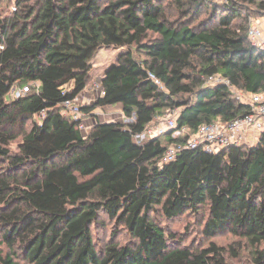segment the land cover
Listing matches in <instances>:
<instances>
[{"label":"trees","instance_id":"obj_1","mask_svg":"<svg viewBox=\"0 0 264 264\" xmlns=\"http://www.w3.org/2000/svg\"><path fill=\"white\" fill-rule=\"evenodd\" d=\"M14 9L0 13V264H21L19 254L28 264H232L243 252L264 264V132L253 146L183 149L162 163L202 125L249 114L236 91L264 95V50L248 35L264 0H17ZM110 47L128 50L104 73L101 95L79 120L65 115L63 103L87 89L92 60ZM217 77L224 82L208 83ZM118 105L132 122L99 120ZM172 112L184 136L137 143ZM201 210L205 238L237 240L195 249L154 218ZM101 214L133 241L100 252Z\"/></svg>","mask_w":264,"mask_h":264},{"label":"rangeland","instance_id":"obj_2","mask_svg":"<svg viewBox=\"0 0 264 264\" xmlns=\"http://www.w3.org/2000/svg\"><path fill=\"white\" fill-rule=\"evenodd\" d=\"M17 0H3L0 7V13L7 15L15 10V3ZM208 16L203 15L199 18V21L205 20ZM259 22L263 23L264 17H261ZM196 23L198 22L195 21ZM195 23V24H196ZM127 48H102L98 51L94 59L92 60V70L90 73V82L86 89V92L79 98L78 103L80 106L92 105L96 102L98 97L101 95V79L104 73L109 67L118 62L119 56L126 52ZM121 108H107L108 113L101 115L103 122H131L124 120V117L119 115ZM101 111V110H100ZM177 113V112H176ZM117 114V115H116ZM167 117V116H166ZM91 118V117H90ZM99 118V117H98ZM164 119H159L160 121ZM36 122H39V117L35 118ZM93 121H84L83 134L87 136L93 127ZM31 123L28 124L30 128ZM21 142L19 138L17 141L10 145V150L12 153L18 152V146ZM154 218L158 224L163 227L168 233H173L177 235L178 240H185V246H189L195 249H200L208 246L211 242H214L220 246H229L237 239L230 233L220 234L212 239H207L203 235V228L205 224V219H207L206 210H201L199 213H185L184 215L178 217L174 220L165 219L160 212L154 214ZM93 235L95 239V244L100 252H103L105 247L110 243H115L118 245H126L132 242V238L129 235L127 229L122 225H117L113 220L109 219L106 215L101 214L98 219V224L93 227ZM3 254L6 255L9 251L7 246L4 244L1 247ZM16 261L21 264H28L24 259L22 254L16 258ZM232 264H248L249 257L248 253L243 252L241 258L238 260H231Z\"/></svg>","mask_w":264,"mask_h":264},{"label":"built area","instance_id":"obj_3","mask_svg":"<svg viewBox=\"0 0 264 264\" xmlns=\"http://www.w3.org/2000/svg\"><path fill=\"white\" fill-rule=\"evenodd\" d=\"M219 3H228L229 0H213ZM258 18H250V28L248 31L252 44L264 50V26L259 22ZM151 79L156 84L162 86L161 82L152 74ZM224 82L221 78H210L208 83ZM29 91L28 87L23 89L14 88L10 93L11 99L24 96ZM236 98L240 102H244L250 106V112L244 117L236 119L229 125L221 123H212L202 125L197 133L191 135L184 146H171L166 151L162 163H169L177 158V154L183 149L200 148L206 152L218 153L229 147L253 146L259 140L264 132V95L252 94L244 92H235ZM79 98L69 100L63 103L64 114L71 116L73 119L79 120L82 117L81 107L78 103ZM128 119L127 121H133ZM84 128V120L81 123ZM168 132H172L174 138L184 136L186 130L177 129V113L172 112L165 117L160 123L152 124L148 130L135 137L138 144L143 143L148 138L162 136Z\"/></svg>","mask_w":264,"mask_h":264},{"label":"crops","instance_id":"obj_4","mask_svg":"<svg viewBox=\"0 0 264 264\" xmlns=\"http://www.w3.org/2000/svg\"><path fill=\"white\" fill-rule=\"evenodd\" d=\"M84 92H86V90H85ZM84 92H83V93H84ZM83 93L80 95V97L83 95ZM80 97H79V98H80ZM107 108H112V109H115V108H121V110H120L121 112L119 113V115L123 116V108H122L121 105H118V106H115V107H105V108H103V109H100L101 111L99 110V111L97 112V115H98L100 121L103 122V119H101V115H104V113H108V112L106 111ZM116 115H117V114H116ZM91 120L93 121V123H95V121H94V119H93L92 117H91V118L89 117V118L85 119L84 121L87 122V121H91Z\"/></svg>","mask_w":264,"mask_h":264}]
</instances>
